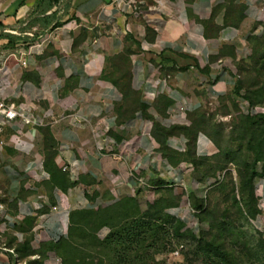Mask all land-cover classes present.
I'll list each match as a JSON object with an SVG mask.
<instances>
[{"label":"crops","instance_id":"obj_1","mask_svg":"<svg viewBox=\"0 0 264 264\" xmlns=\"http://www.w3.org/2000/svg\"><path fill=\"white\" fill-rule=\"evenodd\" d=\"M257 31L264 32V0H0V104L35 123L18 118L3 128L0 264L38 261L18 258L25 241L43 252L42 264H62L50 249L68 240L72 213L160 184L188 191L185 161L161 156L153 124L187 127L207 100L228 96L230 59L219 54L227 47L246 58ZM122 56L138 100L108 80ZM209 144L197 135V158H207ZM166 148L184 154L188 141L174 135ZM63 167L75 175L66 173V190ZM168 214L186 225L195 218L179 207Z\"/></svg>","mask_w":264,"mask_h":264},{"label":"rangeland","instance_id":"obj_2","mask_svg":"<svg viewBox=\"0 0 264 264\" xmlns=\"http://www.w3.org/2000/svg\"><path fill=\"white\" fill-rule=\"evenodd\" d=\"M251 38L246 58L235 59L227 47L219 54L230 59L226 64L232 80L230 94L207 100L199 112L186 118L190 135L202 134L210 142L207 158L182 159L188 191L160 184L132 202L112 200L96 210L78 212L71 221L72 245L64 243L58 251L63 262L67 258L71 264H264V199L260 196L264 143H259L264 127L246 124L248 117L264 116V96H260L264 32L257 31ZM118 67L107 77L126 74ZM252 174L253 192L245 186ZM203 176L206 183L200 187L197 183ZM172 207L191 209L195 218L183 226L167 215Z\"/></svg>","mask_w":264,"mask_h":264},{"label":"trees","instance_id":"obj_3","mask_svg":"<svg viewBox=\"0 0 264 264\" xmlns=\"http://www.w3.org/2000/svg\"><path fill=\"white\" fill-rule=\"evenodd\" d=\"M58 1L59 0H51V2H53V3H57ZM204 26H205V37H206V39H209V37H210V35H209V32H210L209 24L206 23V24H204ZM214 34H216V31L214 32ZM251 41H252V38L250 37L248 39V44H250ZM254 55L255 54H252L251 58L252 57L254 58L255 57ZM262 56H263L262 58L264 59V54ZM118 66H117L118 68H121V69L125 70L126 74L121 75V76H111V77H108V80L110 81V83L113 86H115L122 93V95L128 96V97H134V98H136V100H138V95L135 92H133L132 89H131L130 73H129V70H128V58L125 57V56L120 57V62L118 64ZM234 95H238V91L237 90L234 92ZM260 96H264V85H263L262 94H260ZM245 100L248 101L250 105H254V101L252 100L251 97H246ZM246 124L249 127H255L256 126L257 127L256 129H262V127H264V116L263 115H259V116L253 117V118L248 117ZM152 134H153L154 138L156 139V142L159 145L158 152L161 154V156L169 159L172 163L176 162L179 159L182 160L184 158H186V159H199V160L205 159V158H197L196 157V155H195V147H196V137H197V135L196 134L193 135V136L190 135V130L187 127L174 128L172 130L167 131V130L162 129L158 124L154 123L153 124V128H152ZM174 135H183L187 139V141H188V149H187V151L184 154H179L177 152L171 151L168 148H166V140L169 137L174 136ZM43 136H44V146L46 148H49L51 146V142H52L51 137L49 136V134L47 132H45ZM261 137L262 138L259 141L260 145H262L264 143V130H261ZM260 145L258 146V149H259L260 154H261L262 151H261V146ZM45 168H46V170H48V172H53V165H52V162L49 159V157L46 158ZM61 173H63V176H59L58 179L61 182L60 184L66 190V188H67L66 178L69 180V177H68V175L65 172H62V170H61ZM254 178H255V174H252L250 176V178L248 179V181L245 183V186H248L250 188L249 190H251L252 192L254 191L253 190L254 189L253 188V180H254ZM206 179L207 178L205 176H203L202 180H206ZM162 185L167 186V184H162ZM124 199H127L128 201H131V202L133 201V198H124ZM172 208H175V207H172ZM83 211H93V210H83ZM78 212H80V211L74 212V213H72L70 215V226H69V232H68V240H66L65 242L56 244L53 247V249L49 248L58 257H59L58 251L60 250L61 246L64 243H66V247H70L72 245V223H71V221L73 220V218L75 216L78 215ZM167 215H169V214L167 213ZM169 216L172 217L173 219H175L179 224H181L183 226H186V223L184 221H182L181 219L173 217L171 215H169ZM143 235L141 236V239H142V240H140L141 242L144 240L143 239ZM42 248L47 249L46 246H44ZM214 251H217V250L214 249ZM15 253L18 255V258H20V259L38 255L39 256V260L38 261H34V262L30 263V264H42L43 258H44V254H43V252L40 249L34 250V249L31 248L30 241H25L23 245L15 248ZM83 260H84L85 263L89 262V258L88 257L87 258L84 257ZM61 263L62 264H71V262H69L67 258L66 259L64 258V262H63V260H61Z\"/></svg>","mask_w":264,"mask_h":264},{"label":"built area","instance_id":"obj_4","mask_svg":"<svg viewBox=\"0 0 264 264\" xmlns=\"http://www.w3.org/2000/svg\"><path fill=\"white\" fill-rule=\"evenodd\" d=\"M115 2H122V0H114ZM135 13V12H134ZM252 113H255L252 111ZM21 118L22 122L26 125L35 126V123L31 122L29 119L25 118L21 112L16 108L15 105H5L0 104V150L4 146V142L2 141L1 137L3 135V128L6 123H10L15 121L16 119ZM20 146V144H18ZM62 172L67 173L70 177H74V173L69 170L67 167H63ZM5 211L3 204L0 202V214H3ZM259 219L257 218L255 222ZM12 252V251H11Z\"/></svg>","mask_w":264,"mask_h":264}]
</instances>
